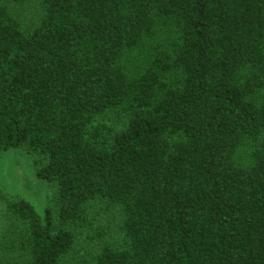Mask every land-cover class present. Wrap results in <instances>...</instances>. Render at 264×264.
Listing matches in <instances>:
<instances>
[{
    "label": "trees",
    "instance_id": "trees-1",
    "mask_svg": "<svg viewBox=\"0 0 264 264\" xmlns=\"http://www.w3.org/2000/svg\"><path fill=\"white\" fill-rule=\"evenodd\" d=\"M14 149L0 264H264V0H0Z\"/></svg>",
    "mask_w": 264,
    "mask_h": 264
},
{
    "label": "rangeland",
    "instance_id": "rangeland-1",
    "mask_svg": "<svg viewBox=\"0 0 264 264\" xmlns=\"http://www.w3.org/2000/svg\"><path fill=\"white\" fill-rule=\"evenodd\" d=\"M48 187L36 177L32 158L21 150L0 155V223L5 221L4 205L16 198L46 204Z\"/></svg>",
    "mask_w": 264,
    "mask_h": 264
}]
</instances>
